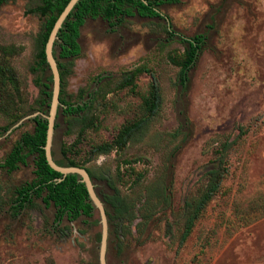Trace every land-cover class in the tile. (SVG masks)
<instances>
[{
  "label": "rangeland",
  "instance_id": "rangeland-1",
  "mask_svg": "<svg viewBox=\"0 0 264 264\" xmlns=\"http://www.w3.org/2000/svg\"><path fill=\"white\" fill-rule=\"evenodd\" d=\"M39 4L6 0L0 7V67L8 65L18 82L11 97L0 85V165L33 128L30 119L7 132L15 116L37 110ZM160 12L173 32L207 36L187 90L178 86V66L169 59L181 55L183 45L168 38L167 20L134 17L111 30L105 21L89 19L62 92L78 102L79 91L96 90L90 111L96 124L60 117L53 157L62 159V145L71 148L68 157L92 173L97 187L106 188L109 179L132 207L130 222L108 223L106 264H264V0H181ZM136 68L144 71L134 89L122 87V77ZM99 76L104 80L98 85ZM153 80L162 102L146 130L122 151L91 155L144 117L142 102ZM220 162L221 186L181 243L186 204ZM33 171L32 157L12 173L0 168V264H99L97 214L57 224L54 210L35 199L14 215L15 189Z\"/></svg>",
  "mask_w": 264,
  "mask_h": 264
},
{
  "label": "trees",
  "instance_id": "trees-1",
  "mask_svg": "<svg viewBox=\"0 0 264 264\" xmlns=\"http://www.w3.org/2000/svg\"><path fill=\"white\" fill-rule=\"evenodd\" d=\"M69 1L40 0L39 6L34 9L35 13L44 18L42 29L37 39L38 48L33 69V71L39 72V76H36L34 79V83L39 90V96L36 100V112L43 115L48 114L53 81L46 62L44 47L56 19ZM180 1L79 0L63 22L53 45L52 54L56 60L60 76V104L57 110L54 131L59 126L57 120L60 117L79 122L86 127H94L96 124L90 114L97 97L98 92L96 90L87 92L85 95L82 94L83 90L79 91L77 94L78 102L68 101L64 98L62 92L64 79L72 71L73 61L81 55V47L79 44L80 30L89 19L99 18L105 21L111 30L121 26L127 19L134 17L160 21L167 20L168 28L166 34L168 38L170 40H177L183 45L181 55L178 57L170 56L169 59L178 66V86L184 91L187 90L190 81V72L195 67L203 48L206 46L207 36L206 34H195L192 37L186 38L171 30L173 27L171 26L169 17L162 15L160 9L163 6L179 4ZM5 2L6 0H0V7ZM143 71V68H136L125 74L121 79V86L134 89L135 79ZM0 76L1 91L3 94H6V97L10 96L9 89L15 92L18 91L17 79L8 65H2L0 67ZM103 80V77H97V84L99 85ZM161 102L160 88L153 80L150 91L143 98L142 102L144 117L138 121L124 125L110 143H104L94 147L90 154H108L114 149L122 151L128 142L146 130L151 119L157 115L161 107ZM23 116H15L10 125L16 123ZM31 122L33 124L32 131L24 132L19 136L0 165V168L5 172L12 173L18 169L19 165L26 164L28 158H33L34 177L15 189V195L11 205V209L14 210V215L18 216L26 206H30L36 199L40 200L45 208H52L54 210V222L57 224H60L63 220L74 222L81 218L92 219L96 212L88 196L87 189L83 183L79 182L78 176L74 174L63 176L61 173L51 169L46 161L43 149L46 142V119L38 115L31 119ZM10 125L4 127L5 132ZM180 134L181 129L179 128L176 130L175 135ZM227 147L228 144H224L222 150L227 149ZM70 149L62 145L60 147L62 159H54L55 163L64 167L84 168L81 164H78L68 157ZM52 156H54L53 152ZM84 169L93 182L96 194L104 204L108 223H111L113 219L118 220L119 223L120 221L130 222L133 216L132 207L124 202L115 184L109 179H104L106 188H99L95 185V179L92 173L88 169ZM223 175L224 170L221 168V162L220 167L205 173L206 183L203 190L192 202L186 204L187 214L184 232L181 236V243L188 236L200 212L218 192Z\"/></svg>",
  "mask_w": 264,
  "mask_h": 264
},
{
  "label": "water",
  "instance_id": "water-1",
  "mask_svg": "<svg viewBox=\"0 0 264 264\" xmlns=\"http://www.w3.org/2000/svg\"><path fill=\"white\" fill-rule=\"evenodd\" d=\"M79 2V0H70L63 11L60 13L58 18L56 19L50 33L48 39L46 41L44 47V53L46 62L48 64L50 74L52 75V97L49 104L48 114L43 115L39 112H35L32 114H28L21 119H19L14 125L7 131L10 132L12 129L21 125L24 121L30 120L35 118L38 115H41L47 121V131H46V142L44 146V154L46 161L51 169L56 172L61 173L63 176L74 174L77 175L79 178V182L83 183L87 189L88 196L90 201L95 209V212L98 216L99 224L101 226L100 232V242H99V264H106V249H107V239H108V220L106 216V210L104 204L96 194L93 182L89 177L88 173L84 168L80 167H64L59 166L55 163V160L52 156V142H53V135H54V126L57 116V110L59 107V93H60V76L59 71L57 68L56 60L52 54L53 52V45L55 40L57 39L58 31L60 30L63 22L70 14L71 10L74 6Z\"/></svg>",
  "mask_w": 264,
  "mask_h": 264
}]
</instances>
